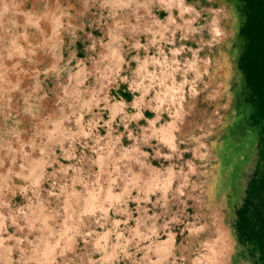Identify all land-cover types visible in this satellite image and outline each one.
<instances>
[{
	"label": "crops",
	"instance_id": "0c3cea01",
	"mask_svg": "<svg viewBox=\"0 0 264 264\" xmlns=\"http://www.w3.org/2000/svg\"><path fill=\"white\" fill-rule=\"evenodd\" d=\"M29 2L0 0V15ZM60 4V15L88 11L105 15L104 25L84 32L92 56L78 41L82 51L63 60L74 70L60 95V125L48 124V116L20 128L0 120V264H171L175 237L166 230L160 238L169 228L160 212L178 110L162 107L161 82L188 64L168 59L155 37L176 31L161 24L170 15L191 21L192 3Z\"/></svg>",
	"mask_w": 264,
	"mask_h": 264
},
{
	"label": "rangeland",
	"instance_id": "374dc122",
	"mask_svg": "<svg viewBox=\"0 0 264 264\" xmlns=\"http://www.w3.org/2000/svg\"><path fill=\"white\" fill-rule=\"evenodd\" d=\"M187 1L193 7L191 21H182L187 15H170L161 24L176 31L155 37L168 59L188 64L161 82L162 107L178 114L174 151L167 161L172 172L167 187L163 184L167 206L160 212L169 228H161L160 238L166 230L175 237L171 264H250L232 233L234 209L256 158L245 73L248 43L240 33L246 6L239 0ZM30 2L0 15V93H5L0 120L13 121L17 128L35 125L44 116L48 124L60 125V95L64 86L70 88L74 70L73 62L63 60L82 51L78 41L92 56L84 32L103 27L105 19L88 11L60 15V0ZM94 38L102 42L104 35L96 32ZM168 48L178 51L168 54ZM9 135L1 133V138Z\"/></svg>",
	"mask_w": 264,
	"mask_h": 264
},
{
	"label": "trees",
	"instance_id": "16d2710c",
	"mask_svg": "<svg viewBox=\"0 0 264 264\" xmlns=\"http://www.w3.org/2000/svg\"><path fill=\"white\" fill-rule=\"evenodd\" d=\"M246 6L240 28L248 43L246 82L251 93V125L257 132L256 158L234 209L232 233L250 264H264V0H239Z\"/></svg>",
	"mask_w": 264,
	"mask_h": 264
},
{
	"label": "snow or ice",
	"instance_id": "6c2138e0",
	"mask_svg": "<svg viewBox=\"0 0 264 264\" xmlns=\"http://www.w3.org/2000/svg\"><path fill=\"white\" fill-rule=\"evenodd\" d=\"M96 151H99L98 149L96 150ZM94 163L95 161H90V160H88V161H86V165L88 164V163Z\"/></svg>",
	"mask_w": 264,
	"mask_h": 264
}]
</instances>
